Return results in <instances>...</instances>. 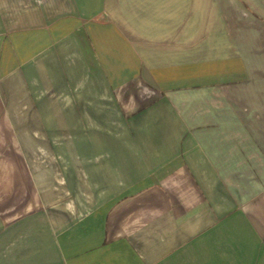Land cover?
Masks as SVG:
<instances>
[{
	"label": "crops",
	"instance_id": "crops-1",
	"mask_svg": "<svg viewBox=\"0 0 264 264\" xmlns=\"http://www.w3.org/2000/svg\"><path fill=\"white\" fill-rule=\"evenodd\" d=\"M2 135L0 264H264V0H0Z\"/></svg>",
	"mask_w": 264,
	"mask_h": 264
},
{
	"label": "rangeland",
	"instance_id": "rangeland-1",
	"mask_svg": "<svg viewBox=\"0 0 264 264\" xmlns=\"http://www.w3.org/2000/svg\"><path fill=\"white\" fill-rule=\"evenodd\" d=\"M4 141H5V139L3 138V135H2L1 138H0V147L1 146H5L4 145L5 144ZM23 141H24V144H25L24 146L26 147V150H27V152L29 154V155H27V158L29 159V162L31 160V163L34 164V165L44 163L47 159L50 162H56V163H54V165H52V166L58 167V170H54V173H55L54 175L57 178H61V173H62L61 170H60V166H61V163H62L61 155L51 154L50 153V154H48V156H46V154H45L46 152L44 150L45 149L44 148L45 147V145H44L45 140H43V143H42L43 146H39L38 142L36 143L34 140H32L30 138L23 139ZM59 142H61V140L54 139V143L55 144H58ZM7 144L8 145L5 148V151L6 150H10L13 153L14 149L9 148L10 145H9V143H7ZM41 147H43V148H41ZM0 150H1V148H0ZM32 152H34V153L32 154ZM0 162L2 164L8 162L7 161V155L3 156L2 155V151H0Z\"/></svg>",
	"mask_w": 264,
	"mask_h": 264
}]
</instances>
